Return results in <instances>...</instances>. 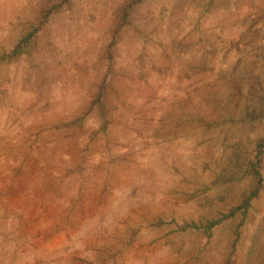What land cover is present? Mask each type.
Wrapping results in <instances>:
<instances>
[{"label":"rangeland","instance_id":"rangeland-1","mask_svg":"<svg viewBox=\"0 0 264 264\" xmlns=\"http://www.w3.org/2000/svg\"><path fill=\"white\" fill-rule=\"evenodd\" d=\"M53 1L0 0V264H264V181L187 229L252 190L264 0H71L23 46Z\"/></svg>","mask_w":264,"mask_h":264},{"label":"trees","instance_id":"trees-1","mask_svg":"<svg viewBox=\"0 0 264 264\" xmlns=\"http://www.w3.org/2000/svg\"><path fill=\"white\" fill-rule=\"evenodd\" d=\"M71 0H59L57 2H54L52 4H46L43 9L41 10V14L39 16L38 23L34 25V28L25 34L23 39L20 41L22 45L27 44L31 41V39L35 36L36 32L40 30L44 24L48 21V19L59 11L63 6L69 5ZM143 0H131V2L121 9V21L118 24L117 28H122V25L128 24V16L131 12V9L134 6H137L140 4ZM52 2V1H51ZM17 50V49H15ZM13 56V54H12ZM254 155L252 158L247 160L246 163V171L252 176L253 178V187L252 190L249 191V193L244 197L242 202L235 208L231 209L229 212L221 215L220 218L212 220L207 222V224L203 226H197V225H190L187 226V229L194 228L199 229L203 228L205 233L207 235H210V232L213 228H215L217 225L222 223L224 220L234 217L236 214L240 213L241 215L245 216L248 212L249 207L251 206V203L253 200H255L262 188H263V175L261 171V160L264 156V137L260 138L257 143L254 146Z\"/></svg>","mask_w":264,"mask_h":264}]
</instances>
